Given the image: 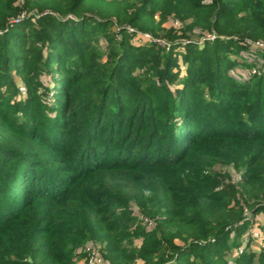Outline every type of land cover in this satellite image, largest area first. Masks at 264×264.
Wrapping results in <instances>:
<instances>
[{
  "label": "trees",
  "instance_id": "16d2710c",
  "mask_svg": "<svg viewBox=\"0 0 264 264\" xmlns=\"http://www.w3.org/2000/svg\"><path fill=\"white\" fill-rule=\"evenodd\" d=\"M169 14L214 38L160 40ZM259 42L264 0H0V264H71L82 245L226 264L264 210V73L240 61Z\"/></svg>",
  "mask_w": 264,
  "mask_h": 264
},
{
  "label": "rangeland",
  "instance_id": "374dc122",
  "mask_svg": "<svg viewBox=\"0 0 264 264\" xmlns=\"http://www.w3.org/2000/svg\"><path fill=\"white\" fill-rule=\"evenodd\" d=\"M44 12L39 13L43 14ZM28 12L26 10H23L19 16H28ZM159 16H157V21H159ZM191 19H187L183 22H181L178 19H174L169 14V16L165 17L160 22V27L156 31L155 35L160 40L164 39H170V37H174V34L177 33V35H181L182 30L187 33L188 37H196L200 35L201 33L204 35V37L210 35L213 36V34L210 31L203 30L198 26H190L189 28H186V26L190 23ZM126 31L128 33H132L133 42L137 45L140 42H143L142 39L137 31L135 32L134 27H131L129 25H126ZM173 30V31H172ZM147 36L143 38H149L151 36L150 33H146ZM171 35V36H170ZM145 36V35H144ZM169 36V37H168ZM187 37V38H188ZM104 38H100L101 44L104 43ZM146 41V40H145ZM249 44V43H245ZM260 46V44H258ZM257 48V47H256ZM255 49V48H254ZM255 54V53H253ZM245 55V54H243ZM242 56V55H241ZM240 56V57H241ZM255 56V55H254ZM249 56H243L240 58V61L242 63V67L244 69H247V73L251 75H260L264 73V55H262L260 52L256 53V56L254 57ZM135 72H140V69H136ZM57 72H53V76H56ZM52 74L44 75L42 77V80L45 81L49 80L51 78ZM221 166L215 165L214 169L219 170L222 169V171L227 170L230 172L231 168L228 166ZM230 174V173H229ZM237 174H230V176H227L225 178V181H232L235 182V180L239 179V176ZM238 188H241V185H238ZM235 199H238L241 201V197H237ZM233 199V201L235 200ZM264 204V201L262 202ZM244 213L246 214L245 219L249 220L248 227L241 231L239 235H235L234 233H231L232 240H235L236 246L230 247L231 243H227V245L224 247L223 250H226L227 254L224 256V260L226 264H230L232 261H235L236 259H239V256H242L241 259L245 260V264H259L260 262V254L264 251V210H259L254 214H250L251 212L248 210H245ZM251 215V216H250ZM238 231V230H237ZM133 247H138L140 245V239L139 238H133L132 240ZM92 245H82L80 246L77 251L80 252L75 258L71 261V264H105L102 257L99 256L97 250L99 251L98 247H91ZM239 259V260H241Z\"/></svg>",
  "mask_w": 264,
  "mask_h": 264
},
{
  "label": "built area",
  "instance_id": "2783aa9c",
  "mask_svg": "<svg viewBox=\"0 0 264 264\" xmlns=\"http://www.w3.org/2000/svg\"><path fill=\"white\" fill-rule=\"evenodd\" d=\"M22 17H23V15L19 16V18H22ZM19 18H15L14 21H17ZM144 35H145V37L147 36L146 33H144L143 36H144ZM205 38H206V39H213V38H214V35H213V36L208 35V36H206ZM258 44H260V45H264V42H261V43L259 42Z\"/></svg>",
  "mask_w": 264,
  "mask_h": 264
}]
</instances>
